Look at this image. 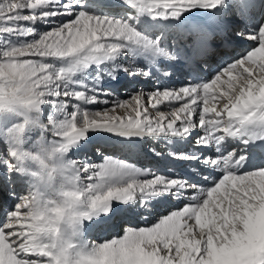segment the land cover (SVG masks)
I'll use <instances>...</instances> for the list:
<instances>
[{
    "label": "snow or ice",
    "instance_id": "1",
    "mask_svg": "<svg viewBox=\"0 0 264 264\" xmlns=\"http://www.w3.org/2000/svg\"><path fill=\"white\" fill-rule=\"evenodd\" d=\"M0 264H264V0H0Z\"/></svg>",
    "mask_w": 264,
    "mask_h": 264
},
{
    "label": "bare ground",
    "instance_id": "2",
    "mask_svg": "<svg viewBox=\"0 0 264 264\" xmlns=\"http://www.w3.org/2000/svg\"><path fill=\"white\" fill-rule=\"evenodd\" d=\"M224 55H231L230 52H227L225 49L220 50L218 49V52L216 54H213L209 57V63L213 68H215L219 62L220 56ZM179 75V73L177 74ZM119 88V93L122 98H127V93L131 92L133 89L128 86L126 83H121L120 85H117ZM139 87V85H137ZM47 110H51L50 105H46L43 107L42 111L45 118V113ZM49 112V111H48ZM53 138L52 136H48L47 138ZM38 136H29V140L33 143L36 139H38ZM126 141L123 140H116L115 138L111 137L109 134H100V135H93L91 142L87 145L86 149L81 150L79 153H73L69 156V158H76V159H82L84 154L89 157V162L92 163H102L104 156H112L114 158H129L131 157V162H137V161H143L146 159H151V157L145 155V149L148 145H145L141 141H135V147L129 148L124 143ZM114 145V146H112ZM112 146V147H111ZM28 147L30 148L31 145L29 144ZM159 147H164V145L161 143ZM97 149H99V153H97ZM161 165H163L164 161H159ZM175 166L179 169L182 167L180 162H176ZM30 178H24L18 182L17 187V194L19 195H26L28 193V189L30 187ZM10 203L9 198H4V207H8ZM120 220V224H123L124 227L127 226H144L143 222L140 217L135 216L134 214H127L123 211L119 212L117 214V217L115 218V222L118 223ZM131 221V224L124 223V221ZM114 234V233H113ZM123 234L122 231L120 233ZM85 238L89 240H95L96 242H103L106 238H111L110 236L106 235L104 230L102 229H96L93 231L86 230L85 232Z\"/></svg>",
    "mask_w": 264,
    "mask_h": 264
},
{
    "label": "clouds",
    "instance_id": "3",
    "mask_svg": "<svg viewBox=\"0 0 264 264\" xmlns=\"http://www.w3.org/2000/svg\"><path fill=\"white\" fill-rule=\"evenodd\" d=\"M55 146L49 147V156L47 159H44V164L47 165V168L52 172V174L55 176V183L57 187L64 184V177L71 174L70 170L65 171L63 174H57V169L60 167L61 163L66 164L67 158H64L63 161H60L59 159H54L53 154V148ZM29 149H26L28 151ZM32 155L34 157H41V153L39 151L32 152ZM50 199H55V197H49Z\"/></svg>",
    "mask_w": 264,
    "mask_h": 264
},
{
    "label": "rangeland",
    "instance_id": "4",
    "mask_svg": "<svg viewBox=\"0 0 264 264\" xmlns=\"http://www.w3.org/2000/svg\"><path fill=\"white\" fill-rule=\"evenodd\" d=\"M48 111L50 112L51 110H47L46 111V113H45V119H46V116H47V114H48ZM49 140H51L52 138L50 137V138H48Z\"/></svg>",
    "mask_w": 264,
    "mask_h": 264
}]
</instances>
